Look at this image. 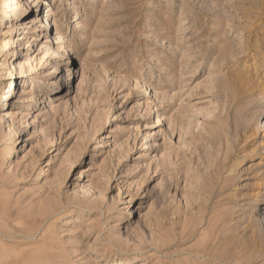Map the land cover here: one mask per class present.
<instances>
[{"label":"rangeland","instance_id":"1","mask_svg":"<svg viewBox=\"0 0 264 264\" xmlns=\"http://www.w3.org/2000/svg\"><path fill=\"white\" fill-rule=\"evenodd\" d=\"M14 6L0 264H264V95L236 101L264 72V0H41L20 41ZM10 52L37 69L3 100Z\"/></svg>","mask_w":264,"mask_h":264},{"label":"bare ground","instance_id":"2","mask_svg":"<svg viewBox=\"0 0 264 264\" xmlns=\"http://www.w3.org/2000/svg\"><path fill=\"white\" fill-rule=\"evenodd\" d=\"M32 3H34L35 5L33 6ZM14 4H15V6L13 8V12L8 14V15H6V16H7L8 21L15 20L16 17L18 18L19 15H20L19 18H22V20H24L25 24H21L20 25L21 27H20V29L18 31V33H19L18 35L21 36V37L19 39H17V40L20 41V40H23V39H27V36L30 34V32L28 31V28H27V24H30V23L34 24V19L25 18V15H27L29 12H30V14L33 13V12L37 13L39 11L38 7H39V5H41V0H25V2H23V3H19L18 1L16 2V0H14ZM29 9H32V10L29 11ZM51 26L52 25L48 21L47 16H44L41 19L40 28H44L45 27L46 29H48V30L50 29L51 30ZM44 38H46V35L43 32V33H40L38 35V39L37 40L42 41ZM14 48L16 50H18V51H20V49H26L25 47H22V44L20 42H17L16 45L14 46ZM20 52H18V53L17 52L16 53L15 52H10L6 56L7 59H10V62L18 61V64L14 65V66L13 65L11 66V67H13V70L15 71V74H12L10 82L8 84L9 86L7 87L6 91L1 96V99H3V100L4 99H6V100L9 99L11 97V91L13 90V88L16 89V87L20 84V82L22 80H25V79L29 78L31 75H33L35 73V70L37 69V66L35 64L37 59L35 58V59L31 60L32 58H28V59L24 60V59H21V58H17L16 55H19ZM57 55L60 56V57H63V56L66 57V54H64L62 52H58ZM73 55L74 54H71V56H73ZM251 55H253V57H254L255 54L252 53ZM254 58H256V56ZM65 59H68V57L65 58ZM10 65H11V63H10ZM66 69H67V67H61L60 62H58L56 64V68H55V72L57 74L56 76H58V74H61ZM68 71L69 70H67V72ZM51 85H52V88H54V89H52V92L55 93L53 96H54V98H56V96L58 95L59 88H61V86H62L61 80H57V78H56L51 83ZM12 93H13V91H12ZM238 93H239V96L236 99L237 103H239V104L243 103L245 106H249L251 108V106L255 103L256 99L260 95H262V94L264 95V72H262L261 74L258 73V72H255L254 73V78L251 79V80H248L247 78H243V77L240 78L238 80ZM242 112H244V111L242 110ZM254 112H253V114L256 113V112L255 113ZM239 113L240 114H239L238 118L235 119L234 124L236 125L238 130L240 129V130L247 131L246 120L248 122V119H246L247 117L242 115L243 113L242 114H241V112H239ZM245 114H247V113H245ZM256 132H260L263 135L262 137H264V129H257ZM81 174L83 175V172H81ZM81 174H80L79 177H82ZM212 241H214V240H212ZM117 243H118V241L112 242V244L116 245V246H117ZM154 247H155L154 250H156V245ZM157 250H158V248H157ZM206 253L211 255V253H209L208 249L207 250H203L202 249V251L197 252V255H199V257H201L203 255L205 256ZM22 264H25V263H22Z\"/></svg>","mask_w":264,"mask_h":264}]
</instances>
